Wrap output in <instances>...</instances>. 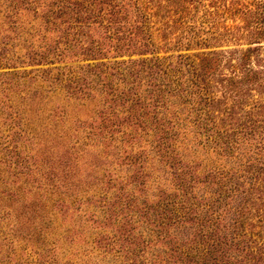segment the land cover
<instances>
[{"label":"rangeland","instance_id":"374dc122","mask_svg":"<svg viewBox=\"0 0 264 264\" xmlns=\"http://www.w3.org/2000/svg\"><path fill=\"white\" fill-rule=\"evenodd\" d=\"M0 264H264V0H0Z\"/></svg>","mask_w":264,"mask_h":264}]
</instances>
